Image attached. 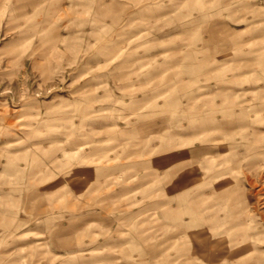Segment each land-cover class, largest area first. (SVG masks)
Wrapping results in <instances>:
<instances>
[{"label": "rangeland", "instance_id": "374dc122", "mask_svg": "<svg viewBox=\"0 0 264 264\" xmlns=\"http://www.w3.org/2000/svg\"><path fill=\"white\" fill-rule=\"evenodd\" d=\"M0 264H264V0H0Z\"/></svg>", "mask_w": 264, "mask_h": 264}]
</instances>
